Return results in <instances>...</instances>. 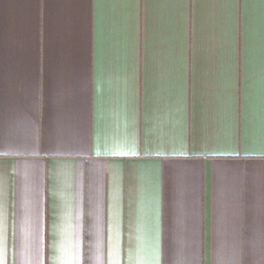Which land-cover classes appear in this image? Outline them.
<instances>
[{"label": "crops", "instance_id": "1", "mask_svg": "<svg viewBox=\"0 0 264 264\" xmlns=\"http://www.w3.org/2000/svg\"><path fill=\"white\" fill-rule=\"evenodd\" d=\"M0 264H264V0H0Z\"/></svg>", "mask_w": 264, "mask_h": 264}]
</instances>
